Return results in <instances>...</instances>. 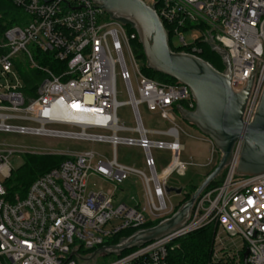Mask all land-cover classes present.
<instances>
[{
  "label": "built area",
  "instance_id": "built-area-1",
  "mask_svg": "<svg viewBox=\"0 0 264 264\" xmlns=\"http://www.w3.org/2000/svg\"><path fill=\"white\" fill-rule=\"evenodd\" d=\"M6 1L20 10V18L0 40V133L107 144L113 155L45 153L0 143V264H64L68 259L65 264H87L98 256H109L98 254L85 261L121 232L139 231L175 214L176 208L167 203V179L173 173L184 176L192 162L181 161L185 146L174 120L181 103L191 112L196 103L187 86L162 84L144 76L133 47L139 41L137 33H131L92 0ZM140 1L157 12L164 27L169 25L170 30L165 29L171 47L172 39L178 37L180 48L190 49L192 55L202 54L201 45L225 50L231 60L235 93L247 87L258 61L243 116L250 125L264 92V0ZM190 32L189 42L185 34ZM125 48L135 77L126 62ZM19 68L42 74L43 79L33 83L34 90L27 89ZM119 77L127 89L126 103L118 101ZM125 105L132 108L133 129L118 120V110ZM141 105L171 127L147 130ZM154 136L160 140H153ZM120 145L143 151L149 175L118 162L116 148ZM242 146V141L236 144L224 181L199 196L183 228L106 264H170L172 242L210 225L216 227L218 245L225 247L220 231L238 237L243 242L242 255L249 251L248 264H264V175L237 174ZM153 149L174 155L173 164L162 176ZM28 155L65 159L38 177L26 195H10L7 184L16 171L11 159ZM132 176L142 180V202L136 197L118 201L114 193L103 190L88 192L90 177L123 184ZM114 190L119 189L115 186ZM115 222L119 224L107 229ZM212 261L229 264L222 263L217 253ZM239 264H243V256Z\"/></svg>",
  "mask_w": 264,
  "mask_h": 264
},
{
  "label": "water",
  "instance_id": "water-1",
  "mask_svg": "<svg viewBox=\"0 0 264 264\" xmlns=\"http://www.w3.org/2000/svg\"><path fill=\"white\" fill-rule=\"evenodd\" d=\"M92 1L114 20L132 27L138 35L150 70L171 77L189 88L196 103L195 110L191 112L178 106L179 115L214 144L221 153V159L191 198L170 218L161 221L155 227L137 231L117 245L97 250L88 260L80 258L76 252L73 253L85 261L93 260L98 254L121 255L183 228L189 220L196 200L230 165L239 141L243 142V146L237 174L247 177L264 175V92L254 121L250 125L243 121L258 61L247 87L242 92L235 93L231 86V60L225 50L210 44L225 65V71L220 72L199 56L173 52L168 33L157 12L140 0ZM166 192L181 195L183 189L167 187ZM248 256L247 249L243 254V264H248Z\"/></svg>",
  "mask_w": 264,
  "mask_h": 264
},
{
  "label": "rangeland",
  "instance_id": "rangeland-1",
  "mask_svg": "<svg viewBox=\"0 0 264 264\" xmlns=\"http://www.w3.org/2000/svg\"><path fill=\"white\" fill-rule=\"evenodd\" d=\"M192 34L193 32L185 34L187 41H191ZM172 47L175 50L181 47L178 37H174L172 39ZM125 57L126 62L130 68V72L132 73V77H135L131 65L130 56L126 48ZM133 85L136 89L137 84L135 79H133ZM117 91L119 102L126 103L129 101L126 86L124 82L120 79V77L117 80ZM139 110L144 127L147 130L166 131L171 127V124L161 119L158 114L148 111L145 105H141ZM118 120L120 124H124L129 129H133L136 127L135 117L133 115L132 108L130 105H125L119 108ZM174 123L181 130L180 139L181 143L185 146V151L181 154V161L185 163L193 162L196 164H199L200 161H205L206 158L210 156V154L214 150L213 143L208 138H206V136L201 134L200 131H198L194 126L181 119L179 115L175 116ZM125 135L127 137L138 138V135L134 133H126ZM152 139L157 141L160 140L158 136H154L152 137ZM200 141H204V143H207L208 145ZM0 143H14L18 145H24L26 147L40 149V151L45 153H49V151H54L58 154H74L85 151H95L100 154L107 155L110 158H112L113 155L111 147L107 144H95L75 140L29 137L16 134L0 133ZM116 155L119 163L133 167L149 175L148 171L145 168L143 159L144 155L141 149L120 145L116 148ZM152 155L157 163V170L162 176L163 173H165L168 168L173 164L174 155L166 150L155 149L152 150ZM26 159L27 158L24 156L14 157L11 159V165L15 170H18L25 163ZM220 159L221 156L219 158V161ZM225 170L219 175V177L215 181L222 182L224 180ZM207 171H209V169H205L197 165H188L186 168L185 176H180L177 173H173L171 176H169L167 179V187L181 188L183 189V193L181 195H177L176 193H171L170 195H167L168 205H172L177 209L179 205L184 201V195L190 192V186L195 184L199 187L201 185V176L205 175ZM115 186H117V188L119 189L118 191L114 190ZM143 188L144 186L142 184V180H140V178H138L137 176H132L128 181L123 184H110L100 178L95 177H90L88 181V192H97L103 190L107 193H114L118 201L124 202H128L130 197H136L140 202H142L144 199ZM121 190H124V192L122 193ZM118 224L119 223L115 222L114 224L109 225L107 229H111L114 225ZM220 237L225 242L226 249L224 246L217 244L215 234L212 242V258L217 253L220 255L221 258H223L222 263L227 262L229 264H239L242 261V253L240 252V250L243 249L242 240L238 237L230 236V234L224 233L223 231H220ZM113 258L114 257L110 255L106 257L98 256L96 261H92L87 264H106L110 262ZM212 258L211 263L213 262ZM79 264L84 263L79 262Z\"/></svg>",
  "mask_w": 264,
  "mask_h": 264
},
{
  "label": "trees",
  "instance_id": "trees-1",
  "mask_svg": "<svg viewBox=\"0 0 264 264\" xmlns=\"http://www.w3.org/2000/svg\"><path fill=\"white\" fill-rule=\"evenodd\" d=\"M20 18V10L14 6L12 3L7 2L6 0H0V40L3 37L4 32L11 26L17 24ZM166 29L169 31L170 27L168 24H165ZM128 30L131 33L135 31L131 26L127 25ZM134 52L137 60L141 64V70L144 76L147 78L157 81L162 84L167 85H176L178 82L171 77L165 76L163 74L157 73L153 70H150L147 67V61L139 41H135L133 44ZM203 51L199 55L200 58L209 62L213 65L218 71H225V65L223 64L222 58L212 50L211 46L201 45ZM173 52L181 53H190V49L179 48L175 50L171 47ZM21 76L24 78L27 84V89L32 91L34 90L33 83L37 80L43 79L41 73L37 71H26L19 68ZM182 106L187 107L186 103H181ZM25 163L14 172L12 179L8 182V190L10 195L19 194L21 196L26 195V192L32 185V183L40 176L48 173L50 170L60 166L64 161V157H54L49 155H28L26 156ZM216 166L214 167V169ZM214 169L202 180V182L214 171ZM226 171L224 172L225 179ZM224 181V180H223ZM222 181V182H223ZM222 182L214 181L209 188H214L222 184ZM198 189L197 185L190 186V192L185 194L184 201L179 205V207L188 201L192 194ZM178 207V208H179ZM175 210V212L178 210ZM161 222V221H160ZM160 222L151 223L144 227V229L152 228L157 226ZM216 227L214 225L206 226L200 230H197L193 233H190L182 238H179L172 242L169 245L168 249V262L170 264H211L212 258V242L213 237L216 234ZM137 230H126L116 235L110 239L106 245L112 246L117 245L121 240L130 237ZM127 252L121 255H114L112 257L117 258L125 255ZM243 256V255H242Z\"/></svg>",
  "mask_w": 264,
  "mask_h": 264
},
{
  "label": "crops",
  "instance_id": "crops-1",
  "mask_svg": "<svg viewBox=\"0 0 264 264\" xmlns=\"http://www.w3.org/2000/svg\"><path fill=\"white\" fill-rule=\"evenodd\" d=\"M207 138V137H206ZM199 140V139H198ZM200 142H203L204 141H200ZM204 144H207V143H204ZM208 145V144H207ZM214 145V144H213ZM215 148V146H214ZM209 155V154H208ZM220 152L215 148L212 153L210 154V156H208L206 158L205 161H200L199 164H196V163H193L191 165H197V166H200L202 168H205V169H209V171L206 172L205 175L201 176V180H200V184L202 183V180L214 169V167L217 165L218 161H219V158H220ZM186 175V173H185ZM184 175V176H185Z\"/></svg>",
  "mask_w": 264,
  "mask_h": 264
}]
</instances>
